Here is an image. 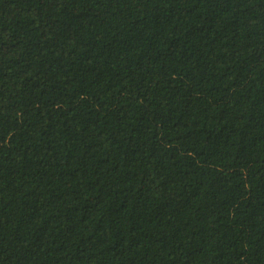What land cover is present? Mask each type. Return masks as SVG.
<instances>
[{"label":"trees","instance_id":"16d2710c","mask_svg":"<svg viewBox=\"0 0 264 264\" xmlns=\"http://www.w3.org/2000/svg\"><path fill=\"white\" fill-rule=\"evenodd\" d=\"M0 264H264V0H0Z\"/></svg>","mask_w":264,"mask_h":264}]
</instances>
